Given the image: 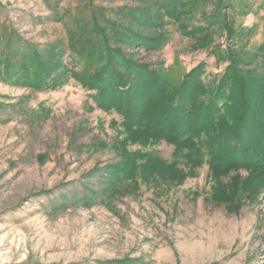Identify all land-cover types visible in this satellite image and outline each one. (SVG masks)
<instances>
[{
  "label": "rangeland",
  "instance_id": "374dc122",
  "mask_svg": "<svg viewBox=\"0 0 264 264\" xmlns=\"http://www.w3.org/2000/svg\"><path fill=\"white\" fill-rule=\"evenodd\" d=\"M159 1L0 0V45L46 50L73 70L98 40L114 46L126 27L145 38L163 33L161 49L124 47L177 79L204 62V80L218 84L231 63L212 51L226 46L222 24H213L207 45L180 27L205 25L217 0L188 8L186 16L178 9L174 18ZM225 1L230 7L222 10L235 26L255 29L239 48L256 52L264 42V0ZM157 11L165 17L162 29L150 23ZM92 94L74 77L37 89L0 73V264H264V180L235 192V176L244 181L248 171L215 178L204 165L182 182L139 180L136 190L121 184L106 191L105 174L121 161L126 133L120 113L98 107ZM127 149L171 160L174 146L163 140Z\"/></svg>",
  "mask_w": 264,
  "mask_h": 264
},
{
  "label": "trees",
  "instance_id": "16d2710c",
  "mask_svg": "<svg viewBox=\"0 0 264 264\" xmlns=\"http://www.w3.org/2000/svg\"><path fill=\"white\" fill-rule=\"evenodd\" d=\"M205 1L160 0L157 6L174 18L178 9L186 10V16L194 7L205 5ZM225 6L230 7L225 0H217L214 11L206 13L205 25L191 29L179 21L183 32L203 45L214 41L213 24H222L226 46L215 45L212 51L216 59L229 57L231 63L214 86L203 78L204 62L183 79H177L171 69L158 71L136 60L124 46L135 49L145 45L149 50H158L166 38L163 33L145 38L128 32L127 27L116 33L114 46L107 38L105 42L98 40V47L83 55L82 68L73 70L61 59H49L46 50L26 49L22 44L2 40L0 73L13 83L31 84L37 89H55L74 77L92 91L98 107L120 113L125 145L119 155L121 161L111 165L105 174L109 180L106 191H117L121 184L125 190H136L139 180L182 182L191 174L188 170L204 165L209 166L215 178L246 170L244 181L235 176L233 191L255 189V181L264 180V42L256 52L239 48L238 43L252 36L255 29L235 26L229 12L222 10ZM134 15L141 26L148 25L140 20L139 13ZM149 17L155 28H163L165 17L161 11ZM251 65L255 67H248ZM163 140L174 146L171 160L156 151L127 149L129 143L147 148Z\"/></svg>",
  "mask_w": 264,
  "mask_h": 264
}]
</instances>
